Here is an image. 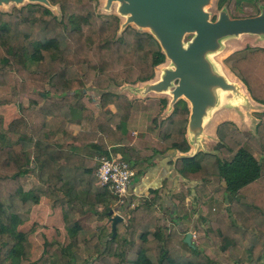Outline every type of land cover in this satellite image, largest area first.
<instances>
[{
	"label": "trees",
	"instance_id": "obj_1",
	"mask_svg": "<svg viewBox=\"0 0 264 264\" xmlns=\"http://www.w3.org/2000/svg\"><path fill=\"white\" fill-rule=\"evenodd\" d=\"M49 2L59 6L60 18L39 3L0 11V106L17 104L19 109L11 120L0 116V264H216L199 246L184 242L188 230L176 224L190 215L176 212L186 198L180 192L171 196L172 228L157 213L159 189H149L139 204L121 208L124 220L117 223L114 237L105 227L81 224L91 211L110 218L107 212L113 209L110 191L97 185L96 158L112 150L129 164L140 160L137 150L122 143L132 101L110 86L152 79L165 55L148 31L131 25L121 30L117 15L103 19L93 0ZM224 63L264 106V47L247 45ZM161 102L167 104L165 98ZM188 117V104L179 99L159 121L165 150L190 149ZM257 119L253 132L230 120L220 122L212 151L174 162L189 182L209 177L220 182L217 192L224 207L206 228L197 225V231L203 233L200 243L218 247L234 264H264V109ZM83 123L76 132L69 130L70 124ZM111 143L122 144L111 149ZM28 170L37 183L26 191L20 179ZM42 200L51 205L58 224L25 228ZM33 232L42 241L36 259Z\"/></svg>",
	"mask_w": 264,
	"mask_h": 264
},
{
	"label": "water",
	"instance_id": "obj_2",
	"mask_svg": "<svg viewBox=\"0 0 264 264\" xmlns=\"http://www.w3.org/2000/svg\"><path fill=\"white\" fill-rule=\"evenodd\" d=\"M23 2L24 0H0V6ZM28 2L39 3L48 8L51 5L49 0ZM113 2L119 3L118 13L126 17L120 29L133 25L151 33L158 41L165 60L169 59L173 65V68L165 69L159 79L141 82L149 83L140 93H168L170 99H165L169 107H174L179 99L185 100L189 107L185 136L187 135V141L195 151L192 155L182 156L208 152L200 148L204 123L217 107L220 93L232 92L238 97L244 95L240 93L239 82L230 81L224 74L215 71L208 55L218 51L222 40L228 37L244 34L264 37V7L257 15L243 17H232L226 10H221L218 18L212 21L205 10L210 0H106L105 9H109ZM187 34H193V37L185 42ZM238 80L240 81L239 78ZM107 215L110 216L111 237H114L117 223L124 218L113 209ZM191 237L192 233L188 231L184 242L189 246H192Z\"/></svg>",
	"mask_w": 264,
	"mask_h": 264
},
{
	"label": "rangeland",
	"instance_id": "obj_3",
	"mask_svg": "<svg viewBox=\"0 0 264 264\" xmlns=\"http://www.w3.org/2000/svg\"><path fill=\"white\" fill-rule=\"evenodd\" d=\"M96 12L103 18V19H109L113 15H118L120 19V25L124 23L126 17L118 13V2H113L109 9H105L106 0H93ZM28 0H24L22 4H3L0 6V11L4 12H13L16 9H19L21 6L26 5ZM221 4V5H219ZM264 7V0H226L223 4L219 2V0H210V2L206 5L205 10L209 13V19L212 21L216 20L219 16V13L221 10H226L228 14L232 17H243V16H253L257 15L260 12V9ZM49 9L52 11V13L57 16V18L61 17L60 8L58 5H49ZM133 26V25H131ZM135 27V26H134ZM138 29V28H137ZM193 37V34H187L185 36V42L189 41ZM256 43V44H255ZM249 44H255V46L264 47V37H258L255 35H240L237 37H228L222 40L220 48L218 51L213 52L208 55V58L210 62L212 63L215 71L218 73H222L225 76L229 77L231 81L238 82V80L229 72L227 69V66L224 63V59L228 57H234L238 53L242 51V49L249 45ZM173 68V65L169 59H166L163 63L158 65L155 68V74L154 77L149 80V82L155 81L161 77V75L164 73L165 69H171ZM149 82H146L149 83ZM145 83L137 82L134 84L122 82L120 84H112L110 86V91L114 93H118L120 95H132V102L137 100H146L150 102L159 101L162 98H166L167 100L170 99V95L165 92L156 93V92H149L148 94H142L143 89H145L146 86ZM88 95H95L94 92L88 91ZM138 96V98H137ZM219 103L215 109L212 110V113L216 112L217 117L220 119H223L229 111L236 114H241L244 119V112L247 114L248 118L246 120L250 122L251 115L249 112V106L255 107L254 105H249V98L246 96V94L242 96H236L233 95L232 92H223L220 93L219 96ZM23 105L28 106L29 102L28 100L23 101ZM38 107V106H36ZM264 109V106H263ZM211 113V114H212ZM234 114V115H235ZM19 115V109L17 104H10L5 106H0V116L8 121L11 120L14 116ZM211 116V115H210ZM219 120V119H218ZM247 122V125L249 123ZM256 125V124H255ZM255 125L252 126V124L249 125V128L246 127V129H250L251 132L254 131ZM5 127V125H4ZM3 127V129H4ZM81 127V125H80ZM210 120L207 119L205 121V133L204 136L201 139V147L203 151H212L213 146L217 143L218 139L214 134H210L211 130ZM74 128V127H73ZM0 131H2V128H0ZM9 138L14 139L15 136L12 134H9ZM31 166V163H30ZM29 166V167H30ZM205 181H209V189L207 194H205L201 198H197L196 194L193 192V187L190 195V197L187 196L184 192V188L182 187L180 190V194H184L186 198L183 200L181 204H179L178 209L176 212H182L187 211L190 215L189 219L186 222V228L187 230L192 233L191 242L195 245L199 246V249L209 255L216 264H234L228 255L224 252H222L218 247H211L208 246L205 243L199 242V237L203 236L202 232L197 231V225L200 227L206 228L208 224L209 219H214L216 216V213L221 211L224 207V201L222 199V196L218 194L217 189L220 184V182L215 177H209ZM204 181V182H205ZM20 182L23 186L24 190H29L33 185L37 183V180L33 176V174L28 170L20 179ZM203 183V182H202ZM203 185V184H202ZM111 199L113 200V210L115 213H119V211L116 210L115 197L111 194ZM188 199V200H186ZM173 208V207H172ZM92 212V213H91ZM86 215V217H82L81 224L85 226H91L94 230L98 227H105L106 232H111V225L109 222V218L105 217L103 214H99V211L97 214L95 211H91ZM157 213L160 215L159 207L157 208ZM167 215L164 216L165 218V224L168 228H172L173 225L170 221V210L168 209V213H165ZM172 216L175 217V213H172ZM205 218L204 221L201 220V218ZM106 218V219H105ZM80 219V218H79ZM59 218L57 215L53 212L51 205L46 204L43 200L40 201L37 205L33 207L30 214V219L28 223L26 224L25 228H30L33 223H37L38 225H41L43 228H50V226H55L58 224ZM177 221V224L178 225ZM30 240L34 245L32 257L33 259H36L40 256L42 252V241L39 238V235L35 232L30 234ZM183 249L185 252H188L186 247L183 246ZM84 257H86L88 254L87 252L83 251L81 252ZM241 259L245 262L248 260V254L245 250L244 253L241 255Z\"/></svg>",
	"mask_w": 264,
	"mask_h": 264
},
{
	"label": "crops",
	"instance_id": "obj_4",
	"mask_svg": "<svg viewBox=\"0 0 264 264\" xmlns=\"http://www.w3.org/2000/svg\"><path fill=\"white\" fill-rule=\"evenodd\" d=\"M255 44H249V46H255ZM227 69L238 80L236 75L231 72L229 68ZM238 82L241 85L240 87L243 91V94H246V96L249 98V102H251L248 104L255 106L251 108L249 106L248 108L251 115L250 122L247 121L248 119L246 120L248 116L245 112L243 113L244 119H242L243 116L241 114L236 116V114L231 111L228 113L226 112L227 115L223 119H220L217 117V113H214L213 111V113L210 114L211 116L209 115L207 118L210 120V125L212 126L210 134H215V126L220 121L225 119L233 121L242 131H250V129H246V127L249 128L250 124H252V126L257 124V114L263 110V105L252 100L242 82L239 80ZM127 97L132 101V95L127 94ZM132 106L133 109L128 120V124L124 130V140L122 143L127 142L131 147L140 153V160L138 163L133 165L130 164L136 171V175L134 176L130 186V199L132 200L133 204H139V202L148 195L149 189H159L162 197V205L160 203L157 207H159L160 214L163 213L165 216L167 215L165 213H168V209L172 213L175 210L174 205L171 203V196L174 193L180 192L182 187L184 188V192L188 197L193 194L191 193L192 189L194 193L198 191L202 196L207 194L210 183L209 181H205L203 183L189 182L184 179L174 168V162L177 158L182 155H192L194 153L195 150L191 149V144L190 149L187 152L165 150L164 145L158 136L159 121L166 118L172 112L173 107H169L168 102L165 106H163L161 99L158 102H150L139 99L135 101V103L133 101ZM247 122L249 125H247ZM81 126L85 127L86 125L83 123ZM78 128H80V126L77 124L69 125V130L72 132H76ZM122 143L118 145L111 143L109 147L111 149H116ZM191 186L194 187L192 188ZM184 221L187 220L178 222V225L182 228L187 226L186 222ZM171 224L173 225V223Z\"/></svg>",
	"mask_w": 264,
	"mask_h": 264
},
{
	"label": "built area",
	"instance_id": "obj_5",
	"mask_svg": "<svg viewBox=\"0 0 264 264\" xmlns=\"http://www.w3.org/2000/svg\"><path fill=\"white\" fill-rule=\"evenodd\" d=\"M96 160L98 162L95 173L97 185L107 187L116 199V210L121 214L122 207L134 205L129 201L131 200L130 186L136 171L120 153L110 151L108 156H99Z\"/></svg>",
	"mask_w": 264,
	"mask_h": 264
},
{
	"label": "bare ground",
	"instance_id": "obj_6",
	"mask_svg": "<svg viewBox=\"0 0 264 264\" xmlns=\"http://www.w3.org/2000/svg\"><path fill=\"white\" fill-rule=\"evenodd\" d=\"M225 77H226L228 80H230V79H229V77H227V76H225ZM230 81H231V80H230ZM240 93H243V91H242V90H240Z\"/></svg>",
	"mask_w": 264,
	"mask_h": 264
}]
</instances>
